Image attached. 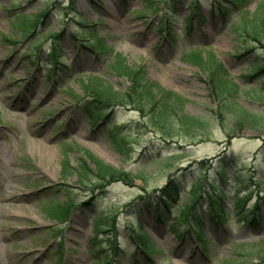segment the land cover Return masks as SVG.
I'll return each mask as SVG.
<instances>
[{"label":"rangeland","instance_id":"1","mask_svg":"<svg viewBox=\"0 0 264 264\" xmlns=\"http://www.w3.org/2000/svg\"><path fill=\"white\" fill-rule=\"evenodd\" d=\"M233 1L0 0V264H264V127L237 125L222 111L205 71L223 64L241 87L235 104L264 121V46L249 47L243 17L262 21L264 0ZM221 3L223 18L214 11ZM21 12L28 28L16 19ZM83 37L104 44L96 52ZM115 52L118 69L109 66ZM128 65L181 96L183 112L202 124L165 140L131 103L95 126L103 109L78 107L82 80L124 91L132 83ZM87 154L146 180L105 186L83 185L74 170L65 177ZM212 161L203 178L216 179L224 219L196 204L204 229L181 235L184 222L158 214L156 189L179 173L189 187ZM187 203L183 197L178 205Z\"/></svg>","mask_w":264,"mask_h":264},{"label":"trees","instance_id":"2","mask_svg":"<svg viewBox=\"0 0 264 264\" xmlns=\"http://www.w3.org/2000/svg\"><path fill=\"white\" fill-rule=\"evenodd\" d=\"M243 1L245 3L248 0ZM243 17L244 21H246L245 28L247 34L258 41L264 39V19L259 21L258 24L255 23L251 25L250 18L247 19L246 15ZM199 56L200 54H198V57ZM120 63H122V59L119 57L115 63V69L124 66ZM222 66V64L214 65L207 70L209 73L208 82L211 88L215 91V95L219 97L221 104L228 97L233 98L232 91L236 92L237 89H232L238 87L236 83H233L227 79L228 74L225 72L226 70ZM129 71V77L132 80V83L126 91L114 90V88L104 85L102 81H91L90 83L85 84L87 96L89 97V99L84 102L85 106L88 108L90 107L89 105L93 104L94 102L104 103L108 106L110 105V113H112L114 111V107L120 104L135 103L140 106L141 111H143V115L150 116L153 122H157L159 124L160 131L166 139L178 135L180 133L179 129H183L185 131V135L188 136L198 125L202 124L201 119L183 112V99L181 97L170 91L164 90L158 84L146 80L145 71L142 68L130 69ZM261 99L264 103V96L261 97ZM223 108L228 109L231 114L235 116L237 125H244L250 121L253 123H260L264 127V122H262L256 114L247 111L239 105L231 108L229 103L224 102L221 109ZM92 160L95 161V171L89 167L87 160L81 159L78 170L83 183H85L87 180H92L93 177L98 181H107L108 178L117 177H124L131 181L134 179L131 172L115 169L97 159H94V157ZM223 161H225V159H223ZM220 176L226 180L224 175H222V171H220ZM202 177L203 170L199 172L195 178L191 179L193 181L187 195L189 203L188 205H184L182 207L180 206L178 211L180 217L178 221L185 222V224L189 223L192 229L196 228L197 226L195 225L197 222H202V219L204 218L200 208L198 207L200 203L203 205L205 204L203 202V194L207 195L208 204H210V212L208 211L209 217L212 220H216L221 219L223 215V208L219 202V196L215 191L211 190L215 179H211L210 185H205L202 182ZM179 180L183 179H181L180 176H171L165 187L161 189V198L165 200L166 204L174 203L176 199H179V195L182 190L180 187L181 182ZM196 204L198 205L196 206ZM216 205H218L219 210L216 208ZM71 206L72 204L69 202L66 204V213ZM195 207L197 209L196 211H193L195 210ZM58 218L60 219L62 216L58 214ZM263 249L260 250L262 253H264ZM258 257L260 261H264V256L258 255Z\"/></svg>","mask_w":264,"mask_h":264}]
</instances>
